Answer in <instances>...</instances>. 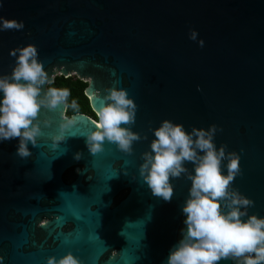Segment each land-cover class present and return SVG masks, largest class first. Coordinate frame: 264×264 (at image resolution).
<instances>
[{
	"label": "water",
	"instance_id": "water-1",
	"mask_svg": "<svg viewBox=\"0 0 264 264\" xmlns=\"http://www.w3.org/2000/svg\"><path fill=\"white\" fill-rule=\"evenodd\" d=\"M0 17L24 24L0 31V74L12 71L11 50L32 44L45 87L58 75L87 81L96 116L107 89H127L137 105L129 126L141 136L130 153L109 141L90 153L98 116H68L64 101L41 108L29 156L16 154L19 138L0 142L2 264H47L68 251L82 264H161L180 239L190 186L183 174L172 179L164 201L139 176L164 119L217 125L216 146L240 156L231 187L264 216V0H2Z\"/></svg>",
	"mask_w": 264,
	"mask_h": 264
},
{
	"label": "clouds",
	"instance_id": "clouds-1",
	"mask_svg": "<svg viewBox=\"0 0 264 264\" xmlns=\"http://www.w3.org/2000/svg\"><path fill=\"white\" fill-rule=\"evenodd\" d=\"M23 27V21L0 17V31ZM189 38L196 40V31H190ZM198 43L203 46V39ZM9 54L15 57L12 71L0 74V142L19 138L16 154L23 158L30 155L28 145L35 144L41 132L37 118L41 108H55L66 100L68 92L45 87L49 76L34 45L18 47ZM104 101L97 112L98 126L87 135L86 146L90 153H97L109 141L130 153L133 143L141 139L129 126L136 118L135 100L127 89L112 87L106 90ZM72 107H76L75 101ZM217 130L215 124L187 130L182 123L169 119L151 129L153 139L141 154L138 169L148 189L154 196L170 201L174 193L172 179L183 174L190 181L188 195L180 206L184 216L180 239L161 264H219L222 260L264 264V216L249 214L254 201L231 187L241 173L240 156L226 151V145L216 146ZM80 155L77 152L75 158ZM189 162L191 171L186 167ZM47 264L82 261L68 251L59 258L49 256Z\"/></svg>",
	"mask_w": 264,
	"mask_h": 264
},
{
	"label": "trees",
	"instance_id": "trees-1",
	"mask_svg": "<svg viewBox=\"0 0 264 264\" xmlns=\"http://www.w3.org/2000/svg\"><path fill=\"white\" fill-rule=\"evenodd\" d=\"M87 86L88 82L78 78L76 75L68 77L58 75L55 77V80L49 84L50 88L66 90L68 92V96L65 100L68 106V116L81 112L86 113L97 120V116L91 108L89 98L85 94ZM73 101H75L76 104L75 108L72 107Z\"/></svg>",
	"mask_w": 264,
	"mask_h": 264
}]
</instances>
